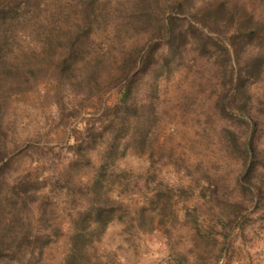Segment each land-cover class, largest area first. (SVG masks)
I'll list each match as a JSON object with an SVG mask.
<instances>
[{"label":"rangeland","instance_id":"obj_1","mask_svg":"<svg viewBox=\"0 0 264 264\" xmlns=\"http://www.w3.org/2000/svg\"><path fill=\"white\" fill-rule=\"evenodd\" d=\"M263 33L264 0H0V264H264Z\"/></svg>","mask_w":264,"mask_h":264},{"label":"trees","instance_id":"obj_2","mask_svg":"<svg viewBox=\"0 0 264 264\" xmlns=\"http://www.w3.org/2000/svg\"><path fill=\"white\" fill-rule=\"evenodd\" d=\"M166 34L168 36L167 37V41L171 43V39H172V35H173V22L172 21H168V25L166 27ZM248 34L249 35H251V34L253 35L254 32L250 31V33H248ZM260 38L264 42V33L261 34ZM232 81H233V78H232ZM233 86H234L233 97L237 98L239 100L246 99L247 96H246V91L244 90L245 88H244L243 80H242V78L239 75L236 76L235 81L233 83ZM127 96H128V88L125 87L124 88V92H123L122 100L125 101L127 99ZM235 108H237L238 114L240 115L241 113H243V110H244L245 107H244L243 104L239 103ZM243 151H244V153L246 154L247 157L249 156L250 159H253L252 156H251V153L253 152V151H251V146L248 145V146L244 147ZM252 162H251V165H249V170L250 171H252L251 169L255 165V162H253V163ZM98 210H99L98 211L99 213H97V214L99 215L102 210H101V208H98Z\"/></svg>","mask_w":264,"mask_h":264}]
</instances>
